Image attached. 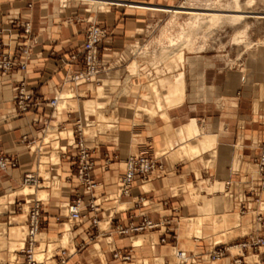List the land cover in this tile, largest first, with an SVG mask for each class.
<instances>
[{"label": "crops", "instance_id": "crops-1", "mask_svg": "<svg viewBox=\"0 0 264 264\" xmlns=\"http://www.w3.org/2000/svg\"><path fill=\"white\" fill-rule=\"evenodd\" d=\"M103 1L106 12L81 0H62L64 6L61 0H0L4 51L18 54L27 38L30 44L25 72L0 71V154L17 160L16 167L0 171V264H24L28 211L38 202L47 224L38 264H264V247L228 249L211 258L218 249L264 236L263 176L256 162L264 144L261 50L248 52L238 68L208 65L218 61L215 56L184 54L186 62L178 65L174 58L155 70L143 59L136 62L129 46L147 41L138 31L156 23L162 13L156 7L180 0ZM91 19L105 31L101 56L111 69L73 82L69 77L82 64L71 57L81 52ZM23 23L30 24V36ZM181 73L184 84L176 89L160 84L161 76L173 82ZM23 77L34 97L26 113L16 105ZM57 94L53 108L47 102ZM78 122L96 165L93 195L75 177ZM142 152L162 168L125 194L120 178L126 159ZM30 174L35 183H25ZM77 196L85 211L73 223L68 209ZM91 200L95 210L88 207ZM145 217L165 226L117 233V226L138 225ZM127 254L131 258L123 259Z\"/></svg>", "mask_w": 264, "mask_h": 264}, {"label": "built area", "instance_id": "built-area-1", "mask_svg": "<svg viewBox=\"0 0 264 264\" xmlns=\"http://www.w3.org/2000/svg\"><path fill=\"white\" fill-rule=\"evenodd\" d=\"M23 32L26 36H30L32 29L29 23H23L21 25ZM105 31L94 20L91 19L90 26L85 33V39L82 45L81 52L72 55L71 61L81 62L82 69L71 75V81H91L94 80L101 73L111 69L109 63L105 62L101 56L100 45L105 39ZM3 45L0 44V71L8 74L14 70L25 72L27 70V60L30 58V44L29 38L25 39L23 43L17 47L18 54L12 52H5ZM125 60V59H124ZM34 97L27 91L26 81L20 80L18 86V93L16 97L17 109L21 113H26L31 108V102ZM59 97L56 95L52 100L47 102L51 107L55 108L58 104ZM80 122L77 124V143L76 153L72 154V159L76 161L75 177L79 181L83 189L93 195V190L98 186L93 176L95 170V162L92 157V149L87 147L86 137L83 129L80 127ZM260 156L256 161L259 167V172L263 176L264 189V144L260 148ZM110 164V158L106 160V164L103 166L107 168ZM17 166V160L10 156L0 154V171H7L9 168ZM162 165L152 155L147 152L131 155L126 159V172L121 176L120 183L124 187V193L128 194L137 181L145 182L149 177L158 169H161ZM35 183V177L33 175H27L25 177V183ZM88 207L95 210V202L91 200ZM83 203L81 196H77L76 199L69 206V213L71 218L77 220L83 216ZM261 225L264 226V219L260 218ZM43 212L41 204L36 203L29 211V228H28V241L26 248L22 252L24 258V264H38L35 260L36 249L38 248L37 236L41 233L43 228ZM93 225L97 226L98 221L94 220ZM165 226V222L157 221L156 219L145 217L143 221L134 225L131 224L127 227L117 226V233L121 236H133L145 232H151ZM165 238L162 239L164 243ZM264 247V236L253 237L249 240L242 241L228 248H222L214 251L211 255L212 260H218L224 256L226 250L230 249H243L244 251L253 250L260 251ZM184 252H179L178 256L185 258ZM120 253L115 254V257H119ZM123 259L129 260L130 254L123 255ZM61 263H64L62 258ZM233 264H243L242 259H236Z\"/></svg>", "mask_w": 264, "mask_h": 264}, {"label": "rangeland", "instance_id": "rangeland-1", "mask_svg": "<svg viewBox=\"0 0 264 264\" xmlns=\"http://www.w3.org/2000/svg\"><path fill=\"white\" fill-rule=\"evenodd\" d=\"M82 2L86 3L91 10H95L98 12H106L108 10L107 5L103 0H81ZM199 2V0H197ZM203 1V0H201ZM186 0H180L179 3L174 7H156L159 8L162 12L160 16L157 18L156 23L149 29L146 28L143 31H138L142 34H147L148 38L145 43H136L134 45L129 46V51L134 54L137 58L136 62H144L152 63L153 59H158L159 63L156 64L159 66L155 70H163L167 66V64L174 58L176 59V63L180 65V59L177 56L171 58L169 54H166L162 51L160 47L156 44L157 37L160 34V30L166 24L172 14H174L177 9L181 6H184ZM62 3V0H61ZM112 4H115L114 2ZM120 5L119 3H116ZM146 9L149 7L144 6ZM152 7V6H151ZM156 10V9H153ZM242 17H235V18H227L223 17L218 25L211 30H205L208 33V40L206 42V50L195 52L193 49H183L184 54L197 55V54H204L209 55L210 57H216V60H208L206 63L208 65H213L215 62H220L222 65H226L227 68H238L242 67L245 58L248 52H251L255 48H259L261 50L262 57H264V0H242V7H241ZM93 19V18H92ZM188 13L186 10L183 11V15L177 20L178 24L183 22H187L188 20ZM183 23V24H185ZM180 30V27L177 26L172 29V33L176 34ZM243 31L244 34L241 36L240 41L241 44H234L232 42L233 35L238 32ZM85 39V37H84ZM138 46L139 50L134 49L135 46ZM199 45H204L200 41ZM141 49V50H140ZM137 50V51H136ZM259 50V51H260ZM188 51V52H187ZM190 51V52H189ZM147 53V54H146ZM183 54V55H184ZM184 57V56H183ZM263 61L261 62L262 68ZM126 62H128L126 60ZM186 62V60H185ZM260 62V61H259ZM258 62V63H259ZM251 63L255 64V60L251 59ZM152 66V65H151ZM252 66V64H251ZM156 66H152L154 69ZM261 68V65H260ZM160 84L163 86H167L169 90L176 89L177 87L184 84V76L183 74H177V76L173 77L171 82L168 76H161ZM180 79L178 83L175 84L176 80ZM167 100L171 101L173 98L172 94L167 95ZM73 202V201H72ZM47 224L44 222L43 228ZM44 245V244H43ZM42 242L38 241V247H42ZM23 256V255H22ZM23 258V257H22Z\"/></svg>", "mask_w": 264, "mask_h": 264}, {"label": "bare ground", "instance_id": "bare-ground-1", "mask_svg": "<svg viewBox=\"0 0 264 264\" xmlns=\"http://www.w3.org/2000/svg\"><path fill=\"white\" fill-rule=\"evenodd\" d=\"M66 2H62V5L64 6ZM183 4L184 6L182 7L180 6L177 9V11L171 15L170 20H168L166 24L162 27V29L160 30V34L156 40V44L158 45V47H160L164 53L169 54L171 58L177 56L178 59H180L179 62L180 64L182 62H185V60L183 59V54H184L182 51L183 49H188V50L193 49L194 51L206 50L205 46L208 40L209 31L206 32L205 30L214 29L223 17H227V18L242 17V13H241L242 0H203V1L199 0V2L197 0H186V2ZM184 10H186V12L188 13V19H187L188 21L186 23L183 22L185 24L182 23L181 25L178 24L177 20L181 17V15H183ZM177 26L180 27V30L176 34H173L172 29H174L175 27L177 29ZM243 34H244L243 31L236 32L232 37V42L234 44H241L240 38ZM200 41L204 43V45H199ZM138 48L139 47L137 45L134 47V49L139 50ZM158 61H159L158 59H153V62L150 63L152 66H156L154 69L159 67L156 65L159 63ZM69 80L71 81V76L69 77ZM179 80L180 79H177L175 84L178 83ZM57 96L59 97L60 100V95L57 94ZM80 127L82 128V125H80ZM29 211H28V228H29ZM84 211L85 209H83V212ZM68 216L73 223L79 221V219L75 220L71 218L69 209H68ZM83 217L84 214L82 218ZM40 234L37 236L38 241ZM27 241H28V231H27L26 244ZM186 258L187 257L185 255V258L182 259H186ZM35 260L36 261L38 260L36 253H35ZM65 260L66 259H64V262Z\"/></svg>", "mask_w": 264, "mask_h": 264}]
</instances>
